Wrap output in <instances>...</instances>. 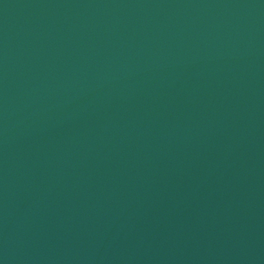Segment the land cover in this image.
Returning a JSON list of instances; mask_svg holds the SVG:
<instances>
[{"label": "water", "instance_id": "1", "mask_svg": "<svg viewBox=\"0 0 264 264\" xmlns=\"http://www.w3.org/2000/svg\"><path fill=\"white\" fill-rule=\"evenodd\" d=\"M0 264H264V0H0Z\"/></svg>", "mask_w": 264, "mask_h": 264}]
</instances>
